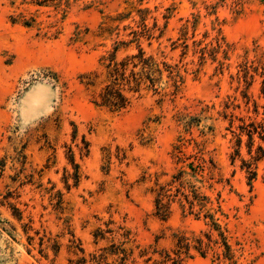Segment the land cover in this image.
Instances as JSON below:
<instances>
[{
  "label": "rangeland",
  "instance_id": "374dc122",
  "mask_svg": "<svg viewBox=\"0 0 264 264\" xmlns=\"http://www.w3.org/2000/svg\"><path fill=\"white\" fill-rule=\"evenodd\" d=\"M263 122L264 0H0V264H264Z\"/></svg>",
  "mask_w": 264,
  "mask_h": 264
},
{
  "label": "trees",
  "instance_id": "16d2710c",
  "mask_svg": "<svg viewBox=\"0 0 264 264\" xmlns=\"http://www.w3.org/2000/svg\"><path fill=\"white\" fill-rule=\"evenodd\" d=\"M21 1H23V2L30 1V2L35 3L37 5H42L45 2H54V1H58V0H21ZM25 24H27V23H25ZM134 59L138 60L137 64H134L132 62ZM129 62L132 63L133 68H136L139 64H141L142 68H150L151 67V64H149L148 60H147V63H148L147 64L146 60L143 59L142 51H139L138 55H133L129 58H126L124 60V62H121L119 64V67L117 65H115V68L113 69V75L115 77L113 79L114 81H112L108 85H106L104 87V89L101 91V93L99 94L101 106L108 107L109 109H111L113 111H121V110H124L126 107H128L130 101L123 94V90L120 88H115L114 82H117V77H116L117 74L120 77L122 82L126 81V84H130V83L134 84V88L129 89L130 91H133L135 93L139 92L140 87L143 84L141 77L138 74L133 73V72L130 73V76L128 77V79H126L124 77L126 68L130 64ZM129 78H130V80H129ZM146 80L149 82L148 88H153L154 84H155L154 80L149 75L146 76ZM118 86H121V85H118ZM242 130H243L242 132L245 131L247 136H248V139H249L248 154L251 156V146L253 144V141H252L253 135L257 134L261 138V140L264 142V122L260 123L259 125H255V124L251 123L246 127H242ZM237 142H238L237 146L240 147V144H241L240 138H238ZM257 149L262 155H257L255 158L252 157L253 160L256 162H258L264 158V151L262 150V148L260 146H258ZM238 153H239V151H237L236 155H238ZM242 162H243V167L246 168V172L249 175V180H254L256 177V173H255V171H253L251 169V164L248 162H244V161H242ZM162 196H163L162 194H158V198L156 200L157 201L156 202L157 214L161 215V216L165 212L164 211V205L162 203ZM219 236L222 238L221 234H219ZM178 241H179L178 242V254L179 255H181V254L186 255L187 252L189 251L190 247H191L190 246L191 241H189V239H187L185 237H180L178 239ZM194 242H195L196 246H198V248L196 246H194L193 248H195L196 250H201V246H202L201 240L195 239ZM223 244H224L225 249L228 251L229 250L228 246L225 243H223ZM117 253H120L122 255L120 257V260L122 262L127 261L128 254L123 249L117 248L116 252L113 251V253H110V254L115 255ZM155 253H156V251H153V254H155ZM146 254H147V252L143 250V252L140 254V256H146ZM178 254H177V258H170V256L165 252L159 253V255L162 258L161 263L166 264V263L170 262V264H180L182 262V260L179 259L180 257Z\"/></svg>",
  "mask_w": 264,
  "mask_h": 264
}]
</instances>
